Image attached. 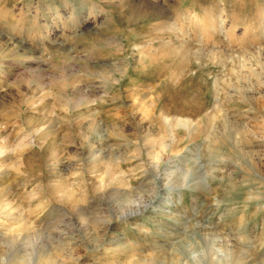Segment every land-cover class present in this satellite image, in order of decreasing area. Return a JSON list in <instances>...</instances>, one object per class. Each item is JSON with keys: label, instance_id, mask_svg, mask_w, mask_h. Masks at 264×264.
I'll list each match as a JSON object with an SVG mask.
<instances>
[{"label": "rangeland", "instance_id": "obj_1", "mask_svg": "<svg viewBox=\"0 0 264 264\" xmlns=\"http://www.w3.org/2000/svg\"><path fill=\"white\" fill-rule=\"evenodd\" d=\"M212 262L264 264V0H0V264Z\"/></svg>", "mask_w": 264, "mask_h": 264}, {"label": "bare ground", "instance_id": "obj_2", "mask_svg": "<svg viewBox=\"0 0 264 264\" xmlns=\"http://www.w3.org/2000/svg\"><path fill=\"white\" fill-rule=\"evenodd\" d=\"M219 259V258H218ZM217 263H219V262H212V264H217ZM211 264V263H210Z\"/></svg>", "mask_w": 264, "mask_h": 264}]
</instances>
